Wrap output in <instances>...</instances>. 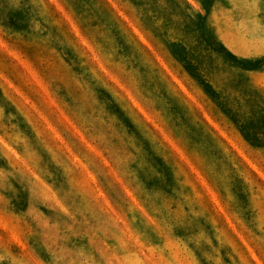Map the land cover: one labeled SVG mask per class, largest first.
<instances>
[{
	"label": "rangeland",
	"instance_id": "1",
	"mask_svg": "<svg viewBox=\"0 0 264 264\" xmlns=\"http://www.w3.org/2000/svg\"><path fill=\"white\" fill-rule=\"evenodd\" d=\"M161 1L183 77L114 61L138 111L83 87L78 127L0 52V264H264V0Z\"/></svg>",
	"mask_w": 264,
	"mask_h": 264
},
{
	"label": "crops",
	"instance_id": "2",
	"mask_svg": "<svg viewBox=\"0 0 264 264\" xmlns=\"http://www.w3.org/2000/svg\"><path fill=\"white\" fill-rule=\"evenodd\" d=\"M183 1L193 12L194 0ZM165 6L161 0H0V52L26 59L79 127L85 118L72 109L71 92L77 100L83 87L97 99L100 89L106 91L112 105L117 90L134 107L127 96L128 82L120 84L114 77V61H120L128 73L137 71L133 64L140 66L141 55L146 54L158 71L182 79L172 59L173 47L181 43L180 24L177 12L165 11ZM6 135L9 128L0 124V137Z\"/></svg>",
	"mask_w": 264,
	"mask_h": 264
}]
</instances>
